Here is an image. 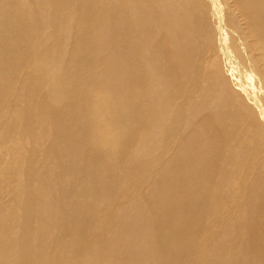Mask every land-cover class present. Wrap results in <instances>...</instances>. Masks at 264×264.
I'll return each mask as SVG.
<instances>
[{
	"label": "bare ground",
	"instance_id": "1",
	"mask_svg": "<svg viewBox=\"0 0 264 264\" xmlns=\"http://www.w3.org/2000/svg\"><path fill=\"white\" fill-rule=\"evenodd\" d=\"M0 264H264V0H0Z\"/></svg>",
	"mask_w": 264,
	"mask_h": 264
}]
</instances>
